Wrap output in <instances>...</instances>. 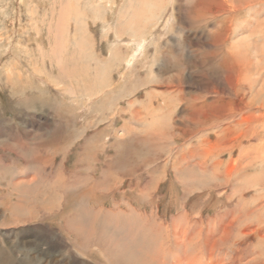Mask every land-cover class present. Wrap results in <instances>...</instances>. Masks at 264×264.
Listing matches in <instances>:
<instances>
[{
	"label": "rangeland",
	"instance_id": "1",
	"mask_svg": "<svg viewBox=\"0 0 264 264\" xmlns=\"http://www.w3.org/2000/svg\"><path fill=\"white\" fill-rule=\"evenodd\" d=\"M263 85L264 0H0V264H264Z\"/></svg>",
	"mask_w": 264,
	"mask_h": 264
},
{
	"label": "bare ground",
	"instance_id": "2",
	"mask_svg": "<svg viewBox=\"0 0 264 264\" xmlns=\"http://www.w3.org/2000/svg\"><path fill=\"white\" fill-rule=\"evenodd\" d=\"M65 13H66V12H65ZM217 50H218V49H217ZM217 65H218V64H217ZM258 72H260V71H258ZM260 75H261V74H260ZM37 77H38V76H37ZM263 86H264V85H263ZM263 88H264V87H263ZM220 90H221V89H220ZM262 90H263V89H262ZM262 93H263V92H262ZM253 101H254V100H253ZM252 104H253V103H252ZM253 107H256V105L253 106ZM257 107H258V105H257ZM258 108H261V107H258ZM262 109H263V107H262ZM223 113H224V112H223ZM224 114H225V115H221V116H219V117H215V118H216V120H215L216 125H218V126H219V125H223L224 120H225L226 118H229L228 115H226V113H224ZM226 116H227V117H226ZM215 118H214V119H215ZM206 120H207V119H206ZM201 124H202V125H200V126H204V125H205V124H203V123H201ZM212 125H213V124H212ZM50 128H51V126H50ZM52 129H53V128H52ZM55 130H57V129H55ZM55 130H54V131H55ZM215 130H216V127H215ZM201 131H202V130H201ZM2 132H3V131H2ZM47 133H48V132H47ZM0 134H1V133H0ZM2 134H3V133H2ZM27 136H28V135H27ZM43 136H45V135H43ZM50 139H51V138H49V140H50ZM67 139H68V138H67ZM34 141H35V140H34ZM57 141H60V140H57ZM38 143L41 144L40 142H38ZM44 143H45V141H44ZM39 144H38V145H39ZM48 146L50 147L51 145L49 144ZM32 147H34V145H33ZM32 147H31L30 149H32ZM38 148H39V147H38ZM41 148H42V147H41ZM45 149H46V148H45ZM48 149H49V148H48ZM48 149H47V150H48ZM48 151H50V150H48ZM41 152H42V151H41ZM45 153H46V152H45ZM47 155H48V154H47ZM33 156H34V155H33ZM45 157H46V156H45ZM47 157H48V156H47ZM45 161H46V160H45ZM147 161H148V160H147ZM135 162H136V161H135ZM0 163H1V162H0ZM36 164H37V163H36ZM46 164H48V163L45 162V164H44V165L42 164V165L45 166ZM110 164H111V163H110ZM3 167H4V166H3ZM63 172H64V171H63ZM51 174H52V173H51ZM57 175H58V174H57ZM62 176H63V175H62ZM35 177H36V176H35ZM42 177H43V176H42ZM105 178H106V177H105ZM56 179H57V178H56ZM68 179H69V178H68ZM30 183H31V182H30ZM37 183H38V182H37ZM42 183H43V182H42ZM78 184H79V183H78ZM60 185H61V184H60ZM41 186H44V185L42 184ZM51 186H52V185H51ZM56 186H57V185H55V187H56ZM63 186H64V185H63ZM23 187H24V186H23ZM49 187H50V186H49ZM49 187H48V188H49ZM94 187H95V186H94ZM62 188H63V187H62ZM95 188H96V187H95ZM25 189H26V187H25ZM25 189H24V190H25ZM42 189H44V188L42 187ZM24 190H23V191H24ZM26 191H27V190H26ZM28 191H29V190H28ZM47 191H48V190H47ZM67 191H68V190H67ZM32 192H33V191H32ZM35 192H36V191H35ZM28 193H29V192H28ZM52 193H53V192H52ZM54 193H55V192H54ZM54 193H53V194H54ZM86 193H87V192H86ZM31 194H33V193H31ZM35 194H36V193H35ZM58 194H60V193L58 192ZM82 194H83V192H82ZM79 195H80V194H79ZM83 195H84V194H83ZM33 196H34V195H33ZM46 196H47V195H45V198H46ZM48 196H49V195H48ZM35 197H36V196H35ZM29 198H30V197H29ZM29 198L27 197V199H29ZM31 198H32V197H31ZM33 198H34V197H33ZM33 198H32V199H33ZM49 198H50V197H49ZM51 198H52V197H51ZM87 198H88V197H87ZM32 199H31V200H32ZM35 199H36V198H35ZM35 199H34V200H35ZM40 199H41V198H40ZM29 200H30V199H29ZM48 200H49V199H48ZM55 200L57 201V199H55ZM69 200H70V199H69ZM93 200H94V199H93ZM25 201H26V199H25ZM32 201H33V200H32ZM37 201H38V200H37ZM43 201H44V200H43ZM56 201H55V202H56ZM28 202H29V201H28ZM28 202H27V203H28ZM34 202H35V201H34ZM55 202H54V204H56ZM15 203H16V202H15ZM17 203H18V202H17ZM52 203H53V202H52ZM21 204H23V202H22ZM29 204H30V203H29ZM32 204H33V203H32ZM42 204H43V203H42ZM44 204H45V203H44ZM24 205H25V204H24ZM40 205H41V204H40ZM50 205H51V204H50ZM18 206H19V205H18ZM25 206L27 207L28 205L26 204ZM25 206H24V207H25ZM36 206H37V205H36ZM11 207H12V206H11ZM22 207H23V206H22ZM24 207H23V208H24ZM30 207H31V206H30ZM30 207H29V208H30ZM40 207H41V206H40ZM55 207H56V206H55ZM37 208H39V207H37ZM48 208H49V207H48ZM32 209H33V208H32ZM8 210H10V208H9ZM17 210H18V209H17ZM38 211H39V210H37V213H38ZM15 212H16V211H15ZM45 212H46V208H45ZM67 212H68V211H67ZM40 213H41V212H40ZM42 213H43V212H42ZM20 214H21V213H20ZM30 214H31V213H30ZM13 215H14V214H13ZM15 216H16V215H15ZM21 216H22V215H21ZM30 216H31V215H30ZM32 217H33V216H32ZM37 217H38V216H37ZM8 218H9V217H8ZM27 220H28V219H27ZM14 221H15V220H14ZM15 222H16V221H15ZM17 222H18V221H17ZM72 222H73V221H72ZM70 224H71V223H70V221H69V225H70ZM67 226H68V225H67ZM79 226H80V225H79ZM82 226H83V225H82ZM68 228H69V227H68ZM78 235H79V234H78ZM189 259H190V258H189Z\"/></svg>",
	"mask_w": 264,
	"mask_h": 264
}]
</instances>
